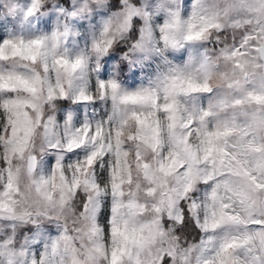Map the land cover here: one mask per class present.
Returning a JSON list of instances; mask_svg holds the SVG:
<instances>
[{"label": "clouds", "instance_id": "clouds-1", "mask_svg": "<svg viewBox=\"0 0 264 264\" xmlns=\"http://www.w3.org/2000/svg\"><path fill=\"white\" fill-rule=\"evenodd\" d=\"M0 264H264V0H0Z\"/></svg>", "mask_w": 264, "mask_h": 264}]
</instances>
